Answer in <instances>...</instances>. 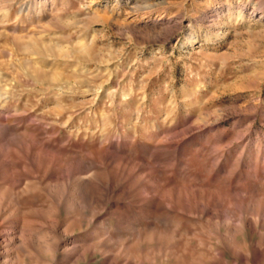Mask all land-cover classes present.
Wrapping results in <instances>:
<instances>
[{"label": "rangeland", "instance_id": "obj_1", "mask_svg": "<svg viewBox=\"0 0 264 264\" xmlns=\"http://www.w3.org/2000/svg\"><path fill=\"white\" fill-rule=\"evenodd\" d=\"M0 264H264V0H0Z\"/></svg>", "mask_w": 264, "mask_h": 264}, {"label": "bare ground", "instance_id": "obj_2", "mask_svg": "<svg viewBox=\"0 0 264 264\" xmlns=\"http://www.w3.org/2000/svg\"><path fill=\"white\" fill-rule=\"evenodd\" d=\"M28 232H29V231H28ZM25 233H26V232H25ZM26 234H27V233H26ZM26 234H25V235H26ZM1 235H2V234H1ZM28 236H29V235H28ZM18 239H19V241H20L21 243H24V244H25V243L28 244L29 242L32 241L31 238H30V236H29L28 238H27V237L25 238V236L22 235V236L19 237ZM45 243H46V241H45ZM30 244H31V243H30ZM55 251H56V250H55ZM68 260H69V258H68ZM76 260H77V259H76Z\"/></svg>", "mask_w": 264, "mask_h": 264}]
</instances>
